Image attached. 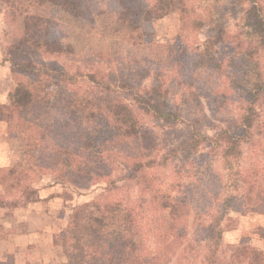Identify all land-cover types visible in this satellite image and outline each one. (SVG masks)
<instances>
[{
    "label": "trees",
    "instance_id": "16d2710c",
    "mask_svg": "<svg viewBox=\"0 0 264 264\" xmlns=\"http://www.w3.org/2000/svg\"><path fill=\"white\" fill-rule=\"evenodd\" d=\"M37 1L52 4L73 17L85 11V0ZM205 11L206 15L192 20L186 1L156 0L144 12L143 20L156 21L169 14L182 17L179 41L173 47L175 55L179 59L186 53L196 55L192 66L202 72L222 62L221 47L234 45L236 54L228 57L227 63L236 74L229 78V86L243 95L240 102L245 98L237 135L221 128L212 137L207 136L196 130L197 119L189 122L195 130L189 131L181 143L159 157H149L145 152L152 148L145 144L139 120L130 108L119 105L117 90L112 92V86L119 88L117 79L98 82L101 90L94 91L95 84L82 82L77 87L78 78L62 70L47 72L55 86L51 99L39 102L11 94L7 103H0V122L8 131L20 114L41 113L47 117L45 125L22 135L25 144L38 146L36 171L5 168L6 179L0 181L4 192L1 202L11 190L28 186L44 174H51L55 184L83 185L96 179L109 180L115 170H120L124 184L133 182L138 189L139 203L117 198L92 206L95 212L86 216V231L75 242L79 264H264V251L251 246L235 248L227 257L221 254L223 222L230 210L264 215V7L261 0H213ZM238 16V28L231 34L226 28L227 18ZM192 27L206 30L201 50L192 49L193 55L187 52L189 45L185 46L188 38H183V32ZM31 36L30 49L47 50L38 31ZM240 39L244 43H239ZM3 61L15 68L11 60ZM142 61L150 66L163 63L146 58ZM194 74L192 78L202 81L201 73ZM224 74L214 75L222 78ZM217 81L215 87H219ZM212 92L210 96L204 94L203 99L213 107L220 96L216 88ZM148 104L161 123L171 117ZM204 149L206 152L199 154ZM212 154L224 163L228 177L227 185L218 184L217 191L211 193L207 188L211 180L193 173V167L196 158L202 161L203 155ZM165 169L168 173L160 174ZM210 177L215 178L214 172ZM226 186L227 193L219 198ZM119 188L113 187L116 194ZM151 212L167 223L159 235L153 234ZM77 215L70 218L69 230L76 225ZM194 236L200 238L198 246ZM68 262L72 264L69 255Z\"/></svg>",
    "mask_w": 264,
    "mask_h": 264
},
{
    "label": "rangeland",
    "instance_id": "374dc122",
    "mask_svg": "<svg viewBox=\"0 0 264 264\" xmlns=\"http://www.w3.org/2000/svg\"><path fill=\"white\" fill-rule=\"evenodd\" d=\"M183 1L188 4L187 13L192 20H196V16L206 15L205 9L213 2ZM155 2L156 0H85L83 14L73 17L52 4L37 0H0V63L6 58L16 64L15 68L8 62L7 65H0V103H7L11 94L39 102L51 99L55 86L47 72L62 70L78 78L77 87L82 82L95 84L92 86L94 91L101 90L97 87L98 82L116 78L119 88L112 86V92L117 90L119 105L130 108L139 120L138 126L143 128L145 144L152 148L145 152L149 157L167 153L186 139L189 131H194L195 128L211 137L221 128H227L235 135L239 134L238 119L245 98L240 102L243 95L230 89L229 78L236 72L227 63L228 57L236 54V48L234 45L221 47L220 54L224 58L221 59L222 62L211 69L206 67L203 72L197 70V67L192 66L196 55L190 57L186 53L187 56L179 59L173 49L179 41L182 17L169 14L156 21L143 20L144 12ZM261 4L264 7V0H261ZM227 22L226 28L233 34L238 28L239 16L236 19L228 17ZM193 27L183 32V38H188L185 42V46L189 45L187 52L192 55L194 52L191 50L196 47L201 50L206 38L205 29L196 31ZM34 31L42 35L47 50H32L28 47ZM241 42L244 43L242 39L239 43ZM145 58L163 63L150 66L142 61ZM24 66L28 69H23ZM189 72L195 73L194 75L201 73L199 76L203 77L202 81L197 77L201 83L192 78L194 76ZM205 72L209 74L202 75ZM216 72L225 74L222 78L221 75L217 78L214 75ZM218 79L219 87H215ZM123 82L126 83L124 86ZM214 88L220 97L212 107L203 97H206L204 94L213 95ZM147 103L157 107L160 113H169L171 117L161 123L152 110H149L152 108ZM217 105L221 108H216ZM197 119L199 128H190L189 122ZM46 122L47 117L41 113H27L15 118L10 131L5 123H0V181L6 179L4 169L8 167L36 171L38 146L25 144L22 135ZM204 152L206 149L199 154ZM203 156L204 163L203 160L195 159L193 173L202 174L206 180H211L207 188L212 193L217 191L218 184L227 185L228 170L217 155ZM156 170L157 168L153 171ZM212 172L214 179L210 177ZM165 173H168L167 169L160 174ZM121 175L120 170H115L110 179L105 181L96 179L83 185L62 183L58 189V197L51 206L45 202L38 204L36 210L39 213L36 210L30 211L31 199L38 194L31 187L49 183L53 178L51 174H44L27 184L28 186L11 190L2 202L0 200V264L12 263L9 257L2 254V250L15 245L35 250L29 256L32 264H69L68 255L72 264H79L76 260L79 251L75 242L86 231V216L95 212L92 206L108 199L121 198L127 203H139L141 199L135 184H124ZM114 186L122 187L117 194ZM2 188L0 184L1 196L4 195ZM227 189L228 186L224 187L225 191L222 189L218 197L227 193ZM42 195H47V192ZM76 213V225L69 230L70 218L73 214L76 216ZM151 213L153 234L159 235L163 233L160 229L167 226V223L160 221L161 217L157 213ZM158 221L160 222L156 223ZM7 231L19 235L24 232L28 237L33 235L29 236V233H37V236L28 240L27 245L24 238H11L2 243L8 236ZM70 237L74 239L71 240ZM193 238L197 240L195 242L198 246L200 238ZM243 246L264 251V215L230 210L223 222L221 254L227 257L233 249Z\"/></svg>",
    "mask_w": 264,
    "mask_h": 264
},
{
    "label": "crops",
    "instance_id": "0c3cea01",
    "mask_svg": "<svg viewBox=\"0 0 264 264\" xmlns=\"http://www.w3.org/2000/svg\"><path fill=\"white\" fill-rule=\"evenodd\" d=\"M0 65H7L6 62L2 61V63H0ZM4 104V103H3ZM0 123H3L4 122H0ZM55 179L52 178V181H48L49 183H39V184H36V185H32V189H33V192H37V196L32 198L31 199V206H30V211L32 210H36L37 206L39 203H43L45 202L46 205H52L56 199V197H58V189H59V184H55ZM42 181V180H41ZM43 192H47V195L43 196ZM54 193V194H53ZM37 213H39L40 211L36 210ZM7 237L4 238V242L2 243H6V240L8 241L9 239L11 238H14L16 240H20L21 238H24V241L25 242V245H27V241L31 240V238H36L37 236V233H29V236L32 235V237H28V234H23L21 233L19 235L18 234H15L14 232L12 231H7ZM40 238V236L38 237ZM43 238V237H42ZM33 242V239L32 241ZM25 248H22L21 246H12L10 248H6V249H3L2 250V254L6 255L7 257H9L11 260H12V263L11 264H32L30 259H29V256H30V253H32L34 249H30L28 246H24ZM35 251V250H34ZM22 260V262L20 261Z\"/></svg>",
    "mask_w": 264,
    "mask_h": 264
}]
</instances>
